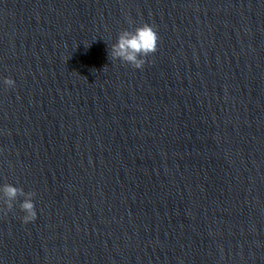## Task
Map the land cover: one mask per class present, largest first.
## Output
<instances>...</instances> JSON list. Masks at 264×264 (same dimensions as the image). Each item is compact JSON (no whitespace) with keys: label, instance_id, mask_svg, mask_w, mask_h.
<instances>
[{"label":"clouds","instance_id":"9594fccd","mask_svg":"<svg viewBox=\"0 0 264 264\" xmlns=\"http://www.w3.org/2000/svg\"><path fill=\"white\" fill-rule=\"evenodd\" d=\"M158 40L157 31L148 23L136 27L134 31H122L118 36L117 42L109 50V58L113 60L120 59L137 69L142 68L145 64V58L157 51ZM4 84L13 86L14 81L11 78H5ZM3 192L6 198L5 205L8 210L13 208V202L18 197H24L19 205L21 211L25 213L22 217L23 222L27 223L36 219L37 213L32 200L34 193H26L22 188L11 184H5Z\"/></svg>","mask_w":264,"mask_h":264}]
</instances>
